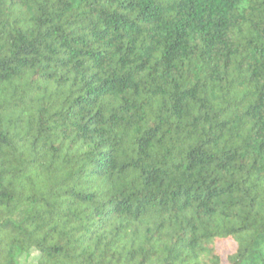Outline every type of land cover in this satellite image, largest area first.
I'll return each instance as SVG.
<instances>
[{"label": "trees", "instance_id": "16d2710c", "mask_svg": "<svg viewBox=\"0 0 264 264\" xmlns=\"http://www.w3.org/2000/svg\"><path fill=\"white\" fill-rule=\"evenodd\" d=\"M32 252L264 264V0H0V264Z\"/></svg>", "mask_w": 264, "mask_h": 264}, {"label": "rangeland", "instance_id": "374dc122", "mask_svg": "<svg viewBox=\"0 0 264 264\" xmlns=\"http://www.w3.org/2000/svg\"><path fill=\"white\" fill-rule=\"evenodd\" d=\"M234 248V243L231 240H226L217 244V249L221 254L223 260L227 253H229ZM37 254L35 252L30 253L27 256H23L20 258L21 264H36Z\"/></svg>", "mask_w": 264, "mask_h": 264}]
</instances>
